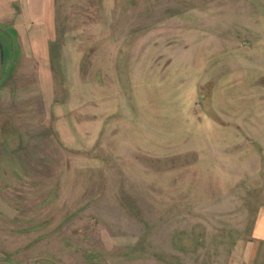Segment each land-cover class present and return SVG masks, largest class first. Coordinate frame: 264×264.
<instances>
[{
    "label": "rangeland",
    "instance_id": "1",
    "mask_svg": "<svg viewBox=\"0 0 264 264\" xmlns=\"http://www.w3.org/2000/svg\"><path fill=\"white\" fill-rule=\"evenodd\" d=\"M264 208V0H0V264H232Z\"/></svg>",
    "mask_w": 264,
    "mask_h": 264
},
{
    "label": "crops",
    "instance_id": "2",
    "mask_svg": "<svg viewBox=\"0 0 264 264\" xmlns=\"http://www.w3.org/2000/svg\"><path fill=\"white\" fill-rule=\"evenodd\" d=\"M232 264H264V208L257 214L253 228V241L240 246Z\"/></svg>",
    "mask_w": 264,
    "mask_h": 264
}]
</instances>
